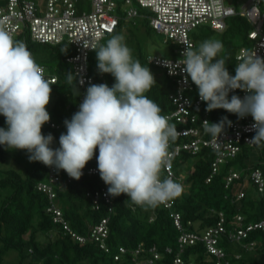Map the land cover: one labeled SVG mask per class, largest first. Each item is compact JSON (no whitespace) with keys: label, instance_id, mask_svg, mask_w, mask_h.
I'll return each mask as SVG.
<instances>
[{"label":"trees","instance_id":"1","mask_svg":"<svg viewBox=\"0 0 264 264\" xmlns=\"http://www.w3.org/2000/svg\"><path fill=\"white\" fill-rule=\"evenodd\" d=\"M5 1L0 0V6ZM118 1L123 2V0ZM132 3L138 12H146L138 6L135 0ZM78 10L80 11L81 7L78 6ZM118 14L119 23L115 30L105 36L98 45L105 44L113 34L123 35L125 43L130 42L131 39L134 41L137 38L133 30L135 27L144 28L146 33L154 31L148 20L142 17L127 19L122 9L118 10ZM249 30L250 24L247 20L236 15L226 19L224 31L216 32L209 27H204L200 28L198 33H194L193 37L199 42L209 38L222 41L224 48L221 55L229 58L225 67L230 75H234L235 53L241 45L246 43ZM26 45L32 51L43 52L38 64L43 65L49 74L57 76V82L52 85L51 92L55 100L47 106V111L50 117L62 127L55 129L46 124L42 127V133L45 136L48 134L53 136V143L50 146L56 149L59 148L60 135L66 134L67 129L63 124L65 120H70L74 115L78 97L86 93L91 84L104 82L111 87L115 83V78L111 74L99 72L96 51L93 50L89 54L88 63L93 82L89 83L85 89L77 84L72 68L64 61L65 55H60V52L64 50L68 51V54L71 53V49L67 46H50L31 41H28ZM135 47H137L136 43L130 47L133 58L138 59L142 66L156 69L153 72L156 84L146 95L161 107V114L165 115L173 109L168 96L172 91V83L160 68L148 62L149 55L145 57L139 47ZM56 62H58L57 65ZM67 74L73 75V83H68ZM232 95L239 96L238 93H229V99ZM225 117L227 121H230L236 117V114L224 109H215L211 111L209 122L219 123ZM227 121L224 129L227 127ZM0 127H7L2 115H0ZM208 136L211 135L208 134ZM253 150H256L257 158L249 161ZM19 151H25L29 155L26 150ZM96 156L97 149L92 160L84 168L97 164ZM28 157L25 156V162L18 159L11 168H0V264H132L135 256L132 252L138 246H142L143 249L137 255L138 259L149 257V248L156 246L160 258L156 259L153 264H173L172 258L179 252L177 239L180 231L170 217L171 211L180 213L182 223L188 231L194 230V226L187 225L188 221L199 223V227L202 228L216 224L220 219L219 213L223 214L226 229H231L235 225L234 217L237 213H241L246 222L257 221L264 216V196L256 193L258 198H255V194L252 195L247 190L244 198L237 201L234 196V187L238 182L235 181L230 186L225 185L226 172L231 168L264 170V144L255 148L243 146L235 158L220 166L210 182H207L206 178L211 172L213 154L210 149L204 148L197 155L183 153L175 160L173 166L175 174L179 175L180 172L187 171L184 181L188 190L173 199L172 208H165L163 205L155 208L137 206L126 194H121L116 197L111 196L112 211H108V205L102 200L100 209L96 210L92 207L93 198L87 195V192L94 193L103 186H107L99 173H84L79 180L73 179L71 182H66L62 178L55 185L53 202L62 211L70 228L85 237L84 242H79L69 233L64 232L61 225L53 222V214L47 211V206L50 205L49 200L43 192L36 188L39 182L48 180L49 167L38 161L30 162ZM5 162V146L1 145L0 163ZM21 164H23L22 167H20ZM2 190H6L5 195L1 194ZM104 217L108 218V237L105 240L108 247L107 252L100 248L97 241L88 237L89 226L98 223ZM249 241L257 243L252 250L242 247L243 243ZM231 243L237 242H228L222 238L219 245L225 249L228 257L234 253L240 255L236 264H264V230L251 231L247 239L237 243L236 248L230 247ZM121 246L127 251L120 259L115 260L114 255L119 252ZM167 247H170L172 252L168 253ZM205 249L203 242L196 241L194 244L185 245L180 254L185 261L205 264L207 258ZM9 252H14L15 259L5 262Z\"/></svg>","mask_w":264,"mask_h":264},{"label":"clouds","instance_id":"2","mask_svg":"<svg viewBox=\"0 0 264 264\" xmlns=\"http://www.w3.org/2000/svg\"><path fill=\"white\" fill-rule=\"evenodd\" d=\"M90 48L96 51L99 72L111 74L115 83L87 88L79 110L64 122L67 131L59 137V148L53 149V136L42 133L50 121L47 106L53 83L25 42L0 25V115L7 125L0 127V145L26 150L30 162L63 170L76 180L98 148V171L110 196L126 194L133 204L151 208L179 197L182 185L171 177L162 178V172L171 167L169 146L181 133L146 95L156 84L149 67L133 58L121 34ZM223 48L216 38L204 40L198 48L187 46L177 66H184L182 71L198 88L207 111L224 109L240 118L250 115L256 134L249 143L260 146L264 144V58L255 52L242 56L233 76L225 67L229 58L221 55ZM73 79L67 74L69 84ZM235 89L248 94L229 99ZM226 121V117L219 123L205 120L202 125L205 133L218 139Z\"/></svg>","mask_w":264,"mask_h":264},{"label":"built area","instance_id":"3","mask_svg":"<svg viewBox=\"0 0 264 264\" xmlns=\"http://www.w3.org/2000/svg\"><path fill=\"white\" fill-rule=\"evenodd\" d=\"M135 1L140 8L146 10L145 13L138 12V9L133 6V0H123L122 3H119L118 0H6L0 6V25L5 27L15 39L21 40L25 44L31 41L50 46H67L71 49V53L64 56V61L72 68L74 76L77 78V84L86 89V86L93 82V77L88 69L89 54L93 51L90 47L93 44L98 45L105 36L115 30L119 23L118 10L122 9L127 19L142 17L148 20L153 30L162 34L165 41H169L171 44L170 57L149 55L147 60L150 64L160 68L172 83V91L168 96L173 109L165 115L169 118L170 123L177 125V131L181 133L178 140L170 143L169 153L172 164L170 168L163 170L162 178L171 177L182 185L183 191H186L188 186L185 184L184 177L187 171H182L177 175L173 167L175 160L183 153L194 156L204 148L211 150L213 154L211 172L206 178V181L210 182L219 171L220 166L235 158L243 146L256 147L249 143L256 133L252 128L254 120L250 115L243 118L236 115L234 119L230 120L231 124H227L218 139L208 136L202 123L205 120L209 122L211 111L206 110L207 104L199 98L198 88L191 78L182 71L184 66H177V61L183 59L182 54L187 46L198 48V42L193 37L198 28L204 26L216 32H222L226 28V19L236 15L247 20L250 30L246 35V43L241 45L235 53V67L239 59L246 54L255 52L258 57L264 58V0ZM78 6L81 7L80 11ZM85 45L89 47H85ZM39 65L44 68L45 77L53 84L56 83V74H49L43 65ZM229 93H238L241 99L248 94L241 89H235ZM85 95L84 92L78 97L74 114L79 110V105L83 102ZM46 125L55 129L62 127L51 117ZM98 154L97 148V156ZM95 161L97 162V159ZM262 171L264 170L260 168L243 170L231 168L226 172V186H230L235 181L238 182L234 187L235 200L240 201L244 198L249 183L254 186L259 196H264V172ZM82 173L97 174L99 173L98 165L84 168ZM62 178L66 182L73 181V178H70L63 170L49 167L48 180L39 182L36 188L43 192L49 200L50 205L47 206V211L53 214V222L61 225L64 232L69 233L79 242H84L85 237L70 228L62 211L53 202L55 185ZM87 195L92 196L94 209H100L102 200L108 205V211H112V197L108 194L107 186H103L94 193L88 191ZM171 203H173V199L161 205L165 208H172ZM170 217H172L175 227L180 231L177 239L179 252L172 258L173 264H201L196 261H185L180 254L185 245L194 244L196 241H201L205 245L207 253L205 264H236L240 255L234 253L228 257L225 249L219 245L220 240L223 238L228 242L241 243L249 237L251 231L264 230V216L257 221L246 222L244 216L237 213L234 217L235 225L231 229H226L223 214L219 213L220 219L216 224L202 228L199 227V223L188 221V226H194L192 231L185 229L179 212L171 211ZM107 223L108 218L104 217L98 223L89 226L88 236L97 241L105 252L108 251L105 243L108 237ZM255 246H257L256 241L242 244V247L248 250L254 249ZM142 250V246L133 250L132 254L134 253L135 256L132 259V264H153L156 259L160 258L156 246H152L149 248V257L138 259L137 255ZM126 251L127 249L121 246L119 252L114 255V259H120ZM166 251L170 253L172 249L167 247Z\"/></svg>","mask_w":264,"mask_h":264},{"label":"rangeland","instance_id":"4","mask_svg":"<svg viewBox=\"0 0 264 264\" xmlns=\"http://www.w3.org/2000/svg\"><path fill=\"white\" fill-rule=\"evenodd\" d=\"M200 28H204V26L200 27ZM198 28L196 30V32H199ZM134 30V34L136 35V39H131L130 42H126L127 46L130 48L132 45H134L135 43L137 44V47L141 50V52L143 53V55H145V57H147L148 55H160L162 57H170V47L171 44L169 41H165V38L162 34L157 33L155 31H150L149 33H146L144 28L141 27H135L133 28ZM197 32V33H198ZM132 41V43H131ZM198 45L201 43L199 41ZM203 42V41H202ZM30 50V52L33 54V57L35 58L36 62L39 63V59L41 57V55H43V52H39V51H32V49L29 47L28 48ZM68 51L64 50L60 52V55H67ZM58 62H56L57 65ZM151 73L154 75L153 72L156 71V69L154 68H149ZM157 75V74H156ZM55 100V96L54 94H51V99H50V105L53 103V101ZM5 151H6V162L1 164L0 163V168L1 169H7V168H11L12 166H14L15 162L18 161V159H21V162H25L26 158L25 156H29L25 151H19V150H12V149H7L5 147ZM256 150L252 151V154L249 156V161L250 160H254L256 159ZM23 164L20 165V167H22ZM19 167V168H20ZM47 179V175L45 180ZM254 186L252 184L249 185L248 191H250L252 193V195L256 196L255 198H258V195L256 194V192L253 190ZM184 190V189H183ZM6 190H2V195H5ZM0 201H1V197H0ZM237 243H231L230 247L232 248H236ZM15 259L14 256V252H9V254L6 256L5 258V262H7L8 260L12 261Z\"/></svg>","mask_w":264,"mask_h":264}]
</instances>
